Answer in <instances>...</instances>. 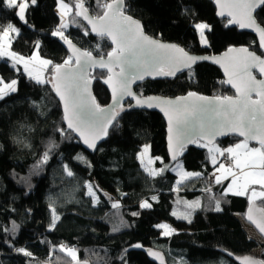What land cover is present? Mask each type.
I'll list each match as a JSON object with an SVG mask.
<instances>
[{"label":"trees","instance_id":"16d2710c","mask_svg":"<svg viewBox=\"0 0 264 264\" xmlns=\"http://www.w3.org/2000/svg\"><path fill=\"white\" fill-rule=\"evenodd\" d=\"M59 1L32 4L27 0L25 23L17 15L18 8H8L6 0H0V25L11 23L18 29L11 50L27 61L39 54L37 61L52 62L45 65L51 82L37 83L21 65L0 57V77L5 83L17 82V90L0 100V264H154L148 255L151 249L161 251L167 264H237L232 257L247 255L264 260V240L250 237L245 229L251 226L246 218L251 201L223 195L226 186L217 185L215 177L210 182L217 166L209 151L197 143L182 151L178 160H171L166 124L159 113L132 109L128 101L96 151L83 150L67 128L52 83L53 66L64 65L70 58L65 40L54 35L62 29L56 11ZM23 2L18 0V4ZM62 2L70 8L64 37L96 57L107 56L111 43L93 36L76 15L78 0ZM110 2L100 0L101 4ZM84 7L95 17L103 13L97 0H84ZM124 12L139 20L147 35L176 43L192 54L219 55L238 46L261 54L256 38L218 18L213 0H125ZM256 18L264 27V12H257ZM199 23L209 26L207 46L200 43ZM107 77L106 71L91 73L94 95L102 108L111 102L103 84ZM135 91L141 97L234 96L221 70L205 63L179 76L148 81ZM240 142L230 137L216 145L225 149ZM144 147H149L150 157L156 160L154 168L159 173L155 177L141 166L139 155ZM225 160L232 161L234 168L227 154L220 164ZM177 162L199 175L179 184L178 176L166 167ZM32 166L42 168L39 175L28 171ZM88 182L98 185L96 204L86 194ZM145 201L150 208L141 207ZM256 203L264 209V199ZM54 215L59 219L53 228ZM163 222L177 232L164 236L157 227ZM69 248L77 253L76 260L67 255Z\"/></svg>","mask_w":264,"mask_h":264},{"label":"snow or ice","instance_id":"6c2138e0","mask_svg":"<svg viewBox=\"0 0 264 264\" xmlns=\"http://www.w3.org/2000/svg\"><path fill=\"white\" fill-rule=\"evenodd\" d=\"M32 4L36 3V0H31ZM62 3V0H61ZM217 3L221 5V11L218 13L220 16H225V9H227V16L231 17L228 20L229 24H237L241 28H252L259 34L260 47L264 48V27H261L257 21L254 12L259 8L264 12V0H217ZM97 4L103 8V13L98 15L95 19L88 15V9L84 7V0H78L75 5L76 8L81 9L76 13L77 16L82 15L85 20H88L89 24H92V31L97 32L101 37L107 35L112 39L115 47L111 52L107 54L108 59L105 61L103 57L100 60L92 58L91 53L81 52L76 57L75 69L68 68L71 61V57L65 60L64 65H54V72L56 75V82L53 83L60 99L64 102V110L66 113L65 119L68 121V127L74 130L80 131L84 136V131L81 128L86 129L91 134L102 132L103 135H107V126L115 118V111L110 114L95 101V98L89 91L90 81L88 79V69L91 66H99L101 68H107L112 76L116 79V85L112 87L113 103L118 104L117 91L119 95H127L136 98V94L132 91L131 85L137 80H143L145 75H163V76H175L177 71H180V66L191 68L198 60L208 59V57H196L190 56L184 49L179 48L176 45H165L159 43L144 34L143 26L139 21L134 20L131 16L125 15V0H111L110 3H100L97 0ZM6 6L8 8H18V17L24 21V11L27 7V0L23 3H17V0H6ZM64 8L68 5L63 4ZM239 17V18H238ZM25 23L27 21H24ZM97 24L100 25L99 30ZM62 28L67 27L66 24L61 25ZM201 30V37H203V30L209 28L207 24L196 25ZM10 32L18 33V29L11 23L6 27L0 25V57L10 56L14 62L24 61V57L18 56L14 52H5L3 41L9 37ZM54 35H59L61 39H64L68 43L69 47L74 49L71 41H68L64 37L63 33L58 29ZM206 43V41H202ZM230 51H232L230 49ZM238 51L246 53L243 60V71L238 73L240 83L236 84L230 78L227 83L231 84L238 94L237 98L224 96L215 97L209 100L207 97L197 96L196 93H189L188 97H195V100L191 103L188 102V97L178 98L176 101H161L158 98H148V100L136 99V106L153 107V100H157V105L163 103L172 106L175 110V122L173 118L169 117V132H173L175 128V139L178 147L183 148L189 143H197L199 140L208 137L214 138L218 135H227L229 132H236L240 136L244 137L242 143L236 144L235 147L225 148L223 150L214 149L220 155L229 153L234 158V164L236 168H240L241 164L237 157V149H247V142L249 139H258L260 147L264 148V80H257L251 75L252 68H259L261 74H264V59L257 56L254 52H249L247 48L239 49ZM79 50L74 49V54ZM179 53L180 55H175ZM80 57H84L83 63ZM31 59V58H30ZM219 63V60H215ZM41 63L47 65L51 64V61L44 60ZM14 66V65H13ZM118 67L119 72H114L113 68ZM165 67L169 70L165 71ZM27 62H25V71H27ZM227 72V68L225 69ZM31 75V73H29ZM37 83H44L45 81L36 78ZM51 82V81H48ZM108 83V81H104ZM16 81L12 80L9 83H5L3 78L0 77V100H3L10 92L16 91ZM61 85H63L64 91H61ZM7 89L8 91H5ZM252 93H256L259 97L258 100L252 99ZM168 115V113H165ZM77 123L74 124L73 121ZM63 131V130H60ZM173 137L170 136V140ZM84 142L91 148H95L94 143H89L85 138ZM206 147V145H200ZM147 151V149H145ZM213 151V149H210ZM253 154H259L262 161H264V152L260 151V148H253L250 150ZM48 153L44 154V162L47 161ZM82 159V158H81ZM175 159V155H173ZM213 164L216 163L215 157L212 160ZM251 167L252 165H246ZM264 166V165H262ZM224 167L223 164L220 165ZM228 175L233 176L232 184L236 183L237 177L235 173L230 169H225ZM69 176L73 173L69 170L67 172ZM155 174V173H152ZM186 176H198L199 173H185ZM245 177L250 173H243ZM261 179L254 181L264 186V171L259 173ZM227 176H225V179ZM220 177H216V183H220ZM87 195L95 197V192L92 190V186L89 184ZM228 192H232V187L229 185L223 195H227ZM234 195H245L243 191H235ZM256 193L253 192V196ZM264 195V193H261ZM98 197L96 201L98 202ZM155 199V198H153ZM113 207H119L118 204H114ZM141 207H151L146 201ZM217 211H220L219 204L217 203ZM261 217L259 220L254 219L251 214V208L247 214V219L252 222L260 231L264 234V209H261ZM138 215V213H133ZM175 215V213H174ZM58 216L53 217L52 227L56 225ZM17 227L15 224L13 228ZM165 229L167 225H161ZM115 230V229H114ZM174 231V229L172 230ZM170 234L169 231H165V235ZM135 247H141L137 244ZM61 251H65L63 245L60 247ZM17 251L23 253L26 256H31L32 253L27 252L25 249H18ZM67 255L71 256L73 260H76V252L74 249H67ZM149 254L155 256L161 260L163 259L158 253H153L149 250ZM241 264H264V260H257L253 257L238 258Z\"/></svg>","mask_w":264,"mask_h":264},{"label":"water","instance_id":"95a60500","mask_svg":"<svg viewBox=\"0 0 264 264\" xmlns=\"http://www.w3.org/2000/svg\"><path fill=\"white\" fill-rule=\"evenodd\" d=\"M213 2H214V5L216 7V10H217L218 18H220L222 20H227V21L229 19H231V17L227 16V11H228L227 9H225V13H226L225 16H220L218 13L221 11V5L217 3V0H213ZM78 11H82V10L78 9ZM259 11H260V9L258 8L256 10V12L253 13L255 18H256L257 12H259ZM88 15L90 17H92L93 19L96 18L89 11H88ZM125 15H128V14L125 13ZM80 16L83 19V21L87 24V26L89 27V30H90V32H91V34L93 36H95L96 38L107 39L111 43L112 49L115 47V44H113L112 39L110 37H108L107 35L101 37L100 35L97 34V32L92 31V27H93L92 24H89L88 20H85L82 15H80ZM133 19L137 20L135 18H133ZM137 21H139V20H137ZM256 21H257V18H256ZM257 23H258V21H257ZM140 24L142 25L141 22H140ZM228 26L229 27H238L240 30H242V31L246 32L247 34H249V35L253 36L254 38H256V40L258 42V45H259V48H260L261 54H258V53L250 50L248 47H245V46L231 47L227 51H225V52H223V53H221L219 55L192 54V53H190V52H188L187 50L184 49V51L187 52L190 56L208 57V59L198 60L195 64H193L191 66V68H186V67H183V65H181L180 66V71H177L175 76H179V75H181L183 73H186V72L190 71L191 69H193L194 67H196L199 64H204L205 63V64L213 65V66H215V67H217V68H219L221 70V72H222V74L224 76V80H225L226 86L229 89H231L233 91V93H234V96H231V97H233L235 99L238 96V94L236 92V89L231 84L227 83V81L231 78L233 80V82L236 83V84H239L241 82L240 79L238 78V73H242V71H243V60H244V57L246 56V53L240 52L238 50L239 49H243V48H247L249 50V52H254L257 56H260L262 59H264V48L260 47L259 34L256 31H254L252 28H241L237 24H229ZM99 28H100V25L97 24V29L99 30ZM143 32H144V34H146L145 31H144V28H143ZM147 36H149V35H147ZM149 37L154 39V40H157L159 43H162V44H165V45H176L179 48H182L180 45H178L176 43L166 42V41H163V40H161L159 38H155V37H151V36H149ZM71 44L74 46V49L79 50V52H76L74 54V49L69 47L68 43H66V42L63 43V46L67 50L68 55L74 61V64L67 65V67L75 69L77 67V65L75 63L76 57L79 55V53L87 52V51L81 49L79 46H77L73 42H71ZM230 49L232 51H230ZM175 55L179 56L180 54L176 53ZM92 58L95 59V60H100L101 59V57H96L94 55H92ZM80 59H81V62L83 63L84 57H80ZM103 59L105 61H107L108 56L103 57ZM215 60H219V63L215 62ZM226 68H227V72L225 71ZM96 70L106 71L108 73V77L106 79L108 81V83L103 82V84H104V86L107 88V90L110 93L111 102H110V104L108 106L103 107V108L109 114L114 110L115 113H116L115 114V118H116L117 112L122 108V106L124 104H126L128 101H130V102H132V107H131L132 109L150 111V112H157L160 115H162V117H163V119L165 121V124H166L167 151H168V156H169V158L171 160H178L180 158V155H181L182 151L186 150L188 147L193 145V143H189L183 148V150H181L178 147L177 143H176L175 128H173V132L172 133L169 132V126H170L169 125V117L171 116L173 118V122H175V116H176L175 110H174V108L172 106H169V105H166V104H163V103L159 104L158 106H155V105H157V102H158L157 100H153L152 101V103L154 104L153 107H148L147 104H145L142 107L141 106H136V99L137 98L142 100V101L143 100H148V98H158V100H161V101H176L178 98L188 97V94L185 95V96L177 97V98H166V97H161V96L141 97L135 91L136 87H138V86H140V85H142V84H144V83H146L148 81L163 80V79H165L167 77H172V76H163V75H156V74H153L151 76L145 75L143 80H137L131 85L132 91L136 94V98H134L132 96H127V95L121 96V95H119V91H117V97H118L119 103L118 104H114L113 103L112 87H110V85L111 86H115L116 85V79H115L114 76L112 77V79H109V77L112 76V73H109L107 68H101L98 65L89 67V69H88V79L90 81L89 91L91 92V95L95 98V95H94V82H93V80L91 78V73L93 71H96ZM164 70L168 71L169 69L167 67H165ZM113 71L114 72H119V68L118 67H114ZM251 75L254 76L257 80H264V74H261L259 68H252L251 69ZM55 82H56V75H55V72H54V75L52 77V83H55ZM54 90H55V88H54ZM61 91H64L63 85H61ZM55 93H56V96H57L61 106H62V110H63L64 116H66V113H65V110H64V102L60 99V96L57 94L56 90H55ZM196 95L197 96H203V95H199V94H196ZM203 97H207L209 100H212V99L215 98V97H209V96H203ZM252 99L253 100H258L259 97L256 95V93H252ZM194 100H195V97H188V102L189 103H191ZM95 101L97 102L96 98H95ZM166 112L168 113V115L165 114ZM115 118L111 121L110 124H108L107 132H108V129H109L110 125L115 120ZM73 123L76 124L77 122L74 120ZM66 125H67V128L71 132H73L75 134V137L77 138L78 142H80L81 146L83 147L84 151H86V152L92 153V152L96 151L99 143L103 140V138L105 136V135H103L102 132H97L95 134H91V133H89L88 130L81 128V130L84 131V136H82L80 131H77V130H74L73 128H69L68 127V121L67 120H66ZM170 136L173 137L171 140H170ZM230 137H236V138H238L239 140H242V141H244V139H245L244 137L240 136L236 132H229L227 135H218V136H215L214 138L205 137V138L199 140L198 142H202V143H204L206 145H215L218 142H220L222 140H226L227 138H230ZM85 138L88 139L89 143H94L95 144V148L89 147V145L84 142ZM247 143L253 144V145H256V146L260 147L258 139H255V140L254 139H249ZM173 155H175V159H173ZM250 208H251V214H252L253 218L259 220L260 217H261V211L260 210L263 209V208L260 205H258L256 202H254V201H252L250 203L248 211H247V214H248ZM248 222L250 223L252 228L257 232V234L264 240V234H261L260 231L258 230V228L252 222H250L249 220H248ZM150 251L153 252V253H158L160 255V257H162V259H163V264H167V260L165 258V255L161 251L153 250V249H151ZM148 255H149L151 261L154 264H161V260L157 259L153 255H150L149 254V250H148ZM244 257H253V258L257 259V260H262L259 257L253 256V255H247V256H244ZM238 258L239 257H232V260L234 262H236L237 264H241V261ZM240 258H243V257H240ZM73 264H82V263L75 262Z\"/></svg>","mask_w":264,"mask_h":264},{"label":"rangeland","instance_id":"374dc122","mask_svg":"<svg viewBox=\"0 0 264 264\" xmlns=\"http://www.w3.org/2000/svg\"><path fill=\"white\" fill-rule=\"evenodd\" d=\"M17 3H18V1H17ZM62 5H61V8L58 7L57 11H58L59 17L61 19V25L62 24H66L67 27L62 28L61 25H60V28L67 29L68 26H69V24H68V14H69L68 13V9L70 11V8H69V6L67 8H64ZM27 7H28V3H27ZM26 8H25V11H24V21L26 20ZM199 24H205V23H199ZM196 30H197V33H198V36H199V40H200L201 45L202 46H207L208 45V42H207V37H206V31L208 30V28H206V29L203 30V37H201V30L198 29L197 27H196ZM11 33L12 32H10L9 33V37L6 40L3 41V42H6V45H4V51L5 52L7 50V47H9V50L11 48V43H12L11 42L12 41V35H11ZM202 41H206V43H204ZM10 59L13 61L12 58H10ZM15 63L18 64V65H20L19 62H15ZM24 69H25V64H24ZM27 69H28L27 71L24 70L25 73L30 78H33L35 81H36V78H39V79L45 81L44 83H46L48 81V78L45 75V64L41 63L40 61H37L35 58H33L31 60L29 59L27 61ZM29 73H31V75H29ZM16 90H17V87H16ZM240 143H242V142H240ZM202 144L203 145H206V144H204L202 142H197L196 146L207 149L209 151V153H210V159L213 160V157H215V160H217L218 159V155H220V154L218 152H216L214 149L219 148V149L222 150V147H220L219 145H216V144L215 145H206V147H202V146H200ZM248 144L249 143H247V145ZM259 148H261V147H259ZM145 149H147V151H145ZM210 149H213V151H210ZM139 160H140V163H141L142 168L144 169V171L146 173H148L150 175H153V176L158 174V171L154 168V164H155L156 161H155V159H152L150 157L149 147H144L143 148V150L141 151V153L139 155ZM166 167L167 168H170V170L178 176V182H179V184L184 183L185 181H187L191 177V176L189 177V176H186L185 175V173H191V172H187L185 170L182 162H177V163H175L172 166L166 165ZM28 171L33 176H37L42 171V168H40L38 166H32L31 168H29ZM152 173H155V174H152ZM237 179H238V177H237ZM238 181H241V180L238 179V180H236V183L235 184H232V192H228V194H233V192L238 191V184L241 183V182H238ZM231 182H232V180H231ZM89 184L92 186V190L95 192V197H93V196H90V197L92 198L93 202L96 204L97 203L96 197L99 198L98 185H96L95 182H88L87 183V186ZM87 191H88V187H87ZM251 191H252V195L250 196L251 202H252V200H259V199H261L264 196V195H261V193H264L262 191L255 190V189H251ZM253 192L256 193L255 196H253ZM188 219H190V218H186V220H188ZM161 225H167L168 228L165 229L163 227H160ZM157 227L162 230V233H163L164 236H171L172 234H174V233L177 232V230L174 227L170 226L166 222H163V223L158 224ZM173 229H174V231H172ZM245 229H246V231H247V233H248V235L250 237H252V238L260 241L261 237L255 232V230L251 226L246 225L245 226ZM165 231H169L170 234L165 235ZM255 255H258V253L256 252ZM76 256H77V253H76Z\"/></svg>","mask_w":264,"mask_h":264},{"label":"crops","instance_id":"0c3cea01","mask_svg":"<svg viewBox=\"0 0 264 264\" xmlns=\"http://www.w3.org/2000/svg\"><path fill=\"white\" fill-rule=\"evenodd\" d=\"M62 4H65V3H63V2L61 3V1H59L58 5H57V9H58V7L61 8ZM57 9H56V11H57ZM26 10H27V8H26ZM68 13H69V9H68ZM57 14L59 16L58 11H57ZM11 35H12V40H13L18 35V33L12 32ZM3 44L6 45V42H3ZM6 52H13V51L11 50V48L9 50V47H7ZM34 56L36 58V57L39 56V54H36ZM4 57L8 58V59L11 58L10 56H4ZM25 59L26 58L24 57V61H20L19 62L20 65L23 67V69H24L25 62H27V60H25ZM0 86H2V85H0ZM232 147H235V145L232 146ZM253 148H259V147L258 146H251L250 144H248L247 145V149H245V148L237 149L236 150L237 151V157L236 158L239 159L241 167L240 168H236L235 164H234V168L230 169L231 172L235 173V175H237V173H238V172L236 173L235 169H238L240 171L241 174H239V176L242 178V180L238 181V182H241V183L238 184V191L245 192V195H239V196L247 197L249 200H250V196L252 195L251 189H255V190H259V191L264 192V186H262L260 183L254 182V181H258V180L261 179L259 173L261 171H264V166H262V165H264V161L261 160V158H260L258 153L257 154L251 153L250 150L253 149ZM223 149L224 148H222V150ZM260 151L263 152L262 148H260ZM224 154H227L234 161V158L231 156V154L226 153V152ZM222 157H223V155H221V156L218 155V159L216 160V163L214 164V165L217 166L215 171H214V177H215V182H216V177H220V181L221 182L220 183H216V184L217 185L226 186L225 187V191H226L228 189L229 185H231V187H232L231 180H233V176L232 175H228V173L225 172V168L224 167L223 168L220 167V165H221L220 162L222 160ZM246 165H252V166L248 167ZM158 173H159V171H158ZM243 173H250V175L245 177L243 175ZM157 175H154V176L151 175V176L155 177ZM225 176H227L226 179H225ZM194 177H196V175L191 176L190 179H192ZM190 179H188V180H190ZM232 195H234V194H232ZM263 199H264V196L261 199H259V200H263ZM259 200H252V201L256 202V201H259Z\"/></svg>","mask_w":264,"mask_h":264},{"label":"built area","instance_id":"2783aa9c","mask_svg":"<svg viewBox=\"0 0 264 264\" xmlns=\"http://www.w3.org/2000/svg\"><path fill=\"white\" fill-rule=\"evenodd\" d=\"M62 33H64V31L62 30V29H59ZM224 166L227 168V169H230V168H232L233 167V162L232 161H230V160H225L224 161ZM239 176V173H237V177ZM240 179V178H239ZM210 182H214V176H211L210 177Z\"/></svg>","mask_w":264,"mask_h":264},{"label":"bare ground","instance_id":"6f19581e","mask_svg":"<svg viewBox=\"0 0 264 264\" xmlns=\"http://www.w3.org/2000/svg\"><path fill=\"white\" fill-rule=\"evenodd\" d=\"M83 148V147H82ZM84 150V149H83Z\"/></svg>","mask_w":264,"mask_h":264}]
</instances>
